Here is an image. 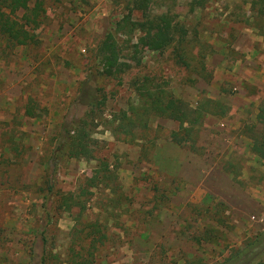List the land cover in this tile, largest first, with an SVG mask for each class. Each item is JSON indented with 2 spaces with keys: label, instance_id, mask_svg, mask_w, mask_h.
<instances>
[{
  "label": "rangeland",
  "instance_id": "374dc122",
  "mask_svg": "<svg viewBox=\"0 0 264 264\" xmlns=\"http://www.w3.org/2000/svg\"><path fill=\"white\" fill-rule=\"evenodd\" d=\"M130 1L31 0L36 42L12 47L0 34V264L241 263L264 232V160L250 151L264 0H152L174 42L134 54L139 33L117 35L130 67L107 77L102 42ZM145 83L225 113L183 128L143 115ZM68 133L86 155H60ZM101 163L116 182L89 185Z\"/></svg>",
  "mask_w": 264,
  "mask_h": 264
},
{
  "label": "trees",
  "instance_id": "16d2710c",
  "mask_svg": "<svg viewBox=\"0 0 264 264\" xmlns=\"http://www.w3.org/2000/svg\"><path fill=\"white\" fill-rule=\"evenodd\" d=\"M31 0H0V34L6 37L12 47L26 46L35 43V36L30 32L31 27L37 24L38 15L34 13L29 4ZM152 0H131V7L128 13L115 23L113 31L108 32L102 42L100 62L102 74L107 77H117L124 73L130 65L124 62L122 45L118 41L117 35L125 37L139 33L137 44L133 45L134 54L137 52L138 45H143L152 52H162L174 42L176 33L174 25L171 24L168 16L162 14L153 17L150 14V4ZM22 13L19 16V13ZM180 63L185 65L182 57L178 58ZM138 96L143 99L141 102L143 115L152 113L158 117L171 119L178 123L180 128L185 124L197 126L208 114H215L219 109L221 114L225 110L221 109L216 101L205 98L198 103L195 108H190L183 101L166 95L163 90H150L149 84L145 83L137 87ZM256 124L258 127L251 130L250 151L259 159L264 160V97L256 114ZM177 133L171 134V139L178 141ZM69 133L64 142L59 147V153L68 151L75 158L86 155V146L80 142L71 143ZM100 176L89 182L94 186L95 182L105 184L116 182L115 173L109 170L105 163H101ZM85 190L82 189L81 193ZM68 202H66V205ZM74 206L83 207L79 200L73 203ZM260 238L251 243L242 256L244 262L238 263V256L226 260L225 264H263L259 260L264 256V232ZM103 237V236H102ZM101 238V237H100ZM256 262L254 263V260ZM30 264H37L36 255L30 258ZM42 264V261L39 263Z\"/></svg>",
  "mask_w": 264,
  "mask_h": 264
}]
</instances>
